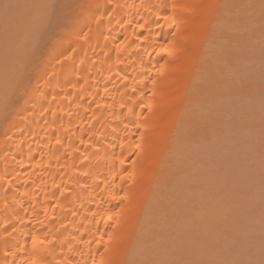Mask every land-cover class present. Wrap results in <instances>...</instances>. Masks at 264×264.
Segmentation results:
<instances>
[{"label": "bare ground", "instance_id": "obj_1", "mask_svg": "<svg viewBox=\"0 0 264 264\" xmlns=\"http://www.w3.org/2000/svg\"><path fill=\"white\" fill-rule=\"evenodd\" d=\"M49 1L35 40L5 38L0 57L15 63L0 74V264L144 263L180 140L209 134L192 108L211 48L254 0Z\"/></svg>", "mask_w": 264, "mask_h": 264}, {"label": "rangeland", "instance_id": "obj_2", "mask_svg": "<svg viewBox=\"0 0 264 264\" xmlns=\"http://www.w3.org/2000/svg\"><path fill=\"white\" fill-rule=\"evenodd\" d=\"M8 1L7 3L6 0H0V11L3 8L7 10L0 14V35L2 34V38L0 36L2 47V49L0 47V57L5 47L10 45L15 50L16 46L23 45L25 39L21 37L22 34L24 37L35 40L37 35L34 34L35 31L39 33L41 30V27L38 28L39 14L36 15L38 12L35 10L41 9L49 0H46L47 3L42 0L43 6H38L37 3L40 2L34 0L31 2L30 0ZM27 2L32 3L33 6ZM251 2H244L243 4L247 5L241 4V9L238 8L239 11L237 9L236 12L243 13L242 15H238L235 11L232 12L233 17L231 16V20L223 26L222 31L226 33L217 38L218 41H214L213 48L210 46L212 50L214 49V51L211 50L212 56L210 53L208 57H212L213 60L212 62L210 59L211 67L213 66L210 70L212 73L215 72L213 76L211 72L206 73L207 75L210 73V77L207 78L204 74L209 83H206L200 91L202 100L199 99L196 102L198 103L196 111L192 108L194 111L192 113L197 114H192L194 119L197 118L195 120L196 129L201 124L202 127H208L202 129H206L205 133L209 132V134L206 133L207 135L203 136L204 133L203 135L193 134L190 131V136L188 131L180 140V142L186 140L192 142L182 143L184 149L179 148L180 145H178L180 149V151L177 149L178 154L179 152L183 154L181 157L177 154L180 160L175 159L176 163H173L176 167L174 171L176 174L174 173L173 180L167 185L168 190H163L165 200L168 196L166 201L168 203L162 204L164 207L169 204L167 205L169 207L168 209L158 207V212L156 211L155 214L158 217L152 222L155 232L152 240L148 241L150 246L148 243L144 246L143 250L146 253L142 252L141 258L144 263L140 264H264V20H262L264 5L261 3L259 6L260 2L255 5V0ZM253 4L257 8L252 6ZM261 6L262 13H258V8ZM28 7L31 8L28 9ZM46 9L48 13V5ZM44 10L42 8L41 12L46 17V10ZM247 10L258 13L257 16L259 14L262 16L258 18L254 14L257 18L255 20L251 17L253 13ZM42 13L40 18L43 16ZM28 15L31 16L28 17ZM247 15L250 18H247ZM243 16L246 18L243 19ZM19 17L23 21H20ZM32 19L37 23L32 22ZM43 19H41L42 23ZM11 20L16 27L13 28ZM4 22L7 25L6 28L2 24ZM230 22L231 24H228ZM27 29L28 31L25 32ZM260 29H262L261 32ZM32 30L35 31L32 32ZM233 33L240 34V36H233ZM229 34L232 36L229 37ZM14 39L16 44L19 42L18 45L14 43ZM28 39L24 43L27 44ZM245 39L249 42H245ZM30 42L24 48L28 49L32 44ZM231 42L235 43L231 45ZM228 43L230 45L227 47ZM215 44L219 46H214ZM14 50L8 54L11 58L10 65L14 62L11 56L15 54L16 50L15 52ZM22 51L26 50L22 49ZM19 52L20 49H18V55ZM1 59L0 74L11 75L13 73L11 70L14 69L12 66L15 63L11 67H5ZM214 77L215 80H213ZM217 77L220 79L216 80ZM0 78L3 79L1 75ZM6 80L9 81V79ZM3 83L2 81L1 84ZM1 86L4 88L3 85ZM206 91H209L208 95ZM203 99L206 102L203 103ZM163 199L164 197L162 201ZM162 209L165 212H162Z\"/></svg>", "mask_w": 264, "mask_h": 264}]
</instances>
